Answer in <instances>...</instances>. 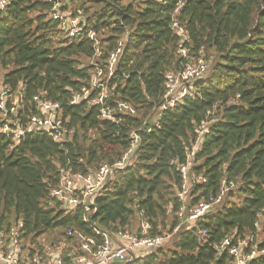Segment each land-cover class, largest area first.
<instances>
[{"label": "trees", "instance_id": "trees-1", "mask_svg": "<svg viewBox=\"0 0 264 264\" xmlns=\"http://www.w3.org/2000/svg\"><path fill=\"white\" fill-rule=\"evenodd\" d=\"M177 1L66 0L61 12L81 19L75 37L53 18L50 0H10L0 9V87L23 98L17 112L22 126L40 113L34 99L40 95L61 104L72 132L62 145L47 131L17 141L0 134V236L22 221L23 248L24 240L39 244L30 247V257L46 256L43 238L51 247L66 244L61 257L73 264L83 252H72L80 244L70 230L92 239L96 250L107 235L116 240L121 229L141 234L144 220L150 235L168 237L158 247L137 249L124 264H235L227 250L218 249L226 238L235 245L251 237L250 248L264 246V0H186L174 15ZM174 16L189 33L190 56L203 49L209 69L195 81L194 96L159 116L166 74L182 67ZM122 39L124 52L108 78V58ZM98 68L115 120L103 119L92 101L99 92L92 87ZM83 87L91 88L90 99L72 104ZM123 103L131 106L125 114L119 112ZM209 111V132L193 166L206 180L193 185L186 204L217 197L224 179L234 186L195 223H182L178 167ZM132 132L140 142L131 162L116 169L96 196L94 224L84 208L66 210L52 196L62 168L88 175L115 164L130 149ZM202 230L207 235L200 236ZM250 264H264V255Z\"/></svg>", "mask_w": 264, "mask_h": 264}, {"label": "built area", "instance_id": "built-area-1", "mask_svg": "<svg viewBox=\"0 0 264 264\" xmlns=\"http://www.w3.org/2000/svg\"><path fill=\"white\" fill-rule=\"evenodd\" d=\"M54 3L52 16L54 19L60 20V28L65 31L68 36L75 37L81 34V19L79 17H71L69 14H63L61 7L66 0H50ZM162 3H168L170 0H159ZM186 0H178L174 15L184 6ZM10 0H0V9H4ZM173 29L180 36V44L178 54L182 59V67L177 72H168L166 74V93L164 100L158 108V115L161 111L168 107H174L186 96H194L195 88H193L196 80L204 77L209 69V63L205 59L204 50L201 49L198 56L191 57L190 49L186 45L189 41V33L180 23L179 19L173 17ZM90 38L96 39L95 32L89 33ZM125 39L118 42L115 50L110 54L107 65V77L111 78L116 71L118 62L125 48ZM101 51L96 49V55L99 56ZM189 59V60H187ZM103 70L98 68L95 72V77L92 87L99 89L98 95L92 100L95 104L100 105V114L103 119H117V110L111 105L106 104L107 90L105 85L100 80L103 76ZM92 90L89 87H83L81 91L74 93L71 103L77 104L82 100H89ZM35 101L39 105L40 113L33 114L28 118L26 125L23 127L21 120L17 116L20 108V103H23V98L20 94H11L10 89L2 85L0 87V134H5L19 140L28 133L47 131L53 137L54 141L59 144H64L70 138L72 133L64 124L61 114V104L52 100H48L38 95ZM10 102L11 108H8ZM119 112L125 114L131 110V106L123 103L119 106ZM196 128V140L189 147L187 152V160L179 165L178 169L182 176V185L179 190V197L185 201L178 215L182 223H195L199 218L204 216L212 207L219 204L226 193L234 186V183L223 180L220 193L217 197H213L209 202H201L195 207H188L186 201L189 193L196 182L205 181L201 175L193 172L194 159L197 152L200 150L201 144L205 135L209 132L210 115ZM157 115V114H156ZM157 117V116H156ZM131 147L125 153L122 160L113 165L103 164L96 172L88 175L74 174L72 169L65 167L61 169L60 180L56 187L53 188L51 194L63 202L66 210H71L76 207H82L90 215L96 211L95 198L102 192L106 184L115 174L116 169L124 167L130 163L133 154L140 142V136L137 132H132ZM144 213V211H142ZM88 215V216H89ZM23 222L19 221L11 227L7 236L6 244L3 236L0 237V264H65L61 256L54 257V261H49L43 255L36 254L28 260H23V245L21 240V229ZM151 224L148 220L141 221V234L135 233L130 229H121L117 232L115 240L112 236L107 235L103 244L99 245L96 250H93L91 243L92 239L85 238L81 233L70 230L69 235H75L77 240L81 242L82 251L85 253L75 259L73 264H124L131 261L135 257L136 250L139 248H155L164 243L167 235L152 236L149 234ZM177 229V228H176ZM200 236L207 235V230L200 231ZM251 237L240 240L237 244H232L230 238H226L219 245L220 251L227 250L234 258L235 264H247L249 259H254L264 255V246L258 244L249 247ZM86 253L89 257L86 256Z\"/></svg>", "mask_w": 264, "mask_h": 264}, {"label": "rangeland", "instance_id": "rangeland-1", "mask_svg": "<svg viewBox=\"0 0 264 264\" xmlns=\"http://www.w3.org/2000/svg\"><path fill=\"white\" fill-rule=\"evenodd\" d=\"M46 241L47 240H45L43 238L40 239V244L44 246L43 248L45 250V255H46V256H44L45 258H47L51 262V261H54V259H53L54 256L55 257L60 256V255L62 256V251L64 250V248H66V245L61 244L58 247H53V246L51 247L50 244H49V242L47 243ZM24 242L23 243L25 244V250H26L25 251V254L26 255H29V249H30V247L35 248V250H36L37 249L36 246L39 245V244H37V245H31L30 241H28V240H24ZM79 244H81L80 241H79ZM79 247L82 250L81 245L80 246L74 245L72 247V252L75 251L76 253H81V250L79 249ZM22 256H23V254H22ZM81 256H84V252H83V254L81 253L80 255H77L76 259L79 258V257H81ZM86 256L89 257V255L87 253H86Z\"/></svg>", "mask_w": 264, "mask_h": 264}, {"label": "water", "instance_id": "water-1", "mask_svg": "<svg viewBox=\"0 0 264 264\" xmlns=\"http://www.w3.org/2000/svg\"><path fill=\"white\" fill-rule=\"evenodd\" d=\"M95 213H96V211L93 212V213H91V214L88 216V222L91 223V224H94V222H93V217L95 216ZM134 259H135V257H133V258L131 259V261L134 260ZM250 263H251V259H249V260L247 261V264H250Z\"/></svg>", "mask_w": 264, "mask_h": 264}, {"label": "crops", "instance_id": "crops-1", "mask_svg": "<svg viewBox=\"0 0 264 264\" xmlns=\"http://www.w3.org/2000/svg\"><path fill=\"white\" fill-rule=\"evenodd\" d=\"M1 236H2V235H1ZM4 239H5V244H6L7 236H4ZM62 244H64V243H62ZM64 245H66V244H64ZM62 248H63V247H62ZM79 249H80V247H79ZM80 250H81V249H80ZM25 251H26L25 248H23V253H22L23 256H22V257H23V260H28V259L30 258V255H26V254H25ZM81 252H83V251L81 250ZM60 256H61V255H60ZM54 257H55V256H54ZM54 257H53V258H54ZM74 262H75V261H74Z\"/></svg>", "mask_w": 264, "mask_h": 264}]
</instances>
